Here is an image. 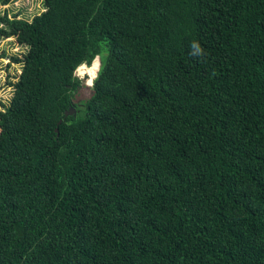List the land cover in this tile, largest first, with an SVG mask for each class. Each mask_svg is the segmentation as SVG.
Here are the masks:
<instances>
[{"label": "trees", "instance_id": "16d2710c", "mask_svg": "<svg viewBox=\"0 0 264 264\" xmlns=\"http://www.w3.org/2000/svg\"><path fill=\"white\" fill-rule=\"evenodd\" d=\"M0 39V264H264V0H43Z\"/></svg>", "mask_w": 264, "mask_h": 264}, {"label": "rangeland", "instance_id": "374dc122", "mask_svg": "<svg viewBox=\"0 0 264 264\" xmlns=\"http://www.w3.org/2000/svg\"><path fill=\"white\" fill-rule=\"evenodd\" d=\"M5 12L9 17L19 16V18L23 20L30 21L34 16L43 12V0H11L5 6L1 5L0 2V16H3ZM24 52L25 49L16 47L12 39H0V105L2 106L8 104L11 96V88L7 83L14 82L17 74L20 72V66L9 62V56H21ZM84 70L85 69L80 70V68H76L74 71V76L80 81L77 98H80L81 95H90V87L93 82L90 81V83H88L87 76L82 73ZM95 73H97V71ZM95 76L96 74L91 80H93Z\"/></svg>", "mask_w": 264, "mask_h": 264}, {"label": "bare ground", "instance_id": "6f19581e", "mask_svg": "<svg viewBox=\"0 0 264 264\" xmlns=\"http://www.w3.org/2000/svg\"><path fill=\"white\" fill-rule=\"evenodd\" d=\"M98 58H96L95 60H93L94 62L91 63L92 65L90 67H85L84 65L80 66V70L81 69H85L82 73L83 75L87 76L88 79V83H90V81H92L91 79L94 77V75L96 74L95 72L97 71L98 68Z\"/></svg>", "mask_w": 264, "mask_h": 264}, {"label": "clouds", "instance_id": "9594fccd", "mask_svg": "<svg viewBox=\"0 0 264 264\" xmlns=\"http://www.w3.org/2000/svg\"><path fill=\"white\" fill-rule=\"evenodd\" d=\"M191 49L193 50L192 54L195 55V56H200V55H203V50L201 49L200 45L198 42H193L191 44Z\"/></svg>", "mask_w": 264, "mask_h": 264}, {"label": "water", "instance_id": "95a60500", "mask_svg": "<svg viewBox=\"0 0 264 264\" xmlns=\"http://www.w3.org/2000/svg\"><path fill=\"white\" fill-rule=\"evenodd\" d=\"M75 113V110L73 108H70L69 110H67L64 115L67 116V115H72ZM60 123V122H59Z\"/></svg>", "mask_w": 264, "mask_h": 264}]
</instances>
